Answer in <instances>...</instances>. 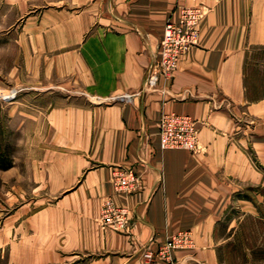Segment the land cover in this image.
<instances>
[{
    "label": "crops",
    "instance_id": "1",
    "mask_svg": "<svg viewBox=\"0 0 264 264\" xmlns=\"http://www.w3.org/2000/svg\"><path fill=\"white\" fill-rule=\"evenodd\" d=\"M47 1L54 19L35 24L37 40L60 80L131 98L36 103L26 165L2 170L0 264H144L145 247L157 254L181 231L193 245L153 264H227L228 247L264 264V0ZM202 3L197 42L165 92L141 93L165 22ZM163 112L199 122L197 151H161ZM122 166L139 175L130 193L114 188ZM109 196L131 211L124 233L100 224Z\"/></svg>",
    "mask_w": 264,
    "mask_h": 264
},
{
    "label": "rangeland",
    "instance_id": "2",
    "mask_svg": "<svg viewBox=\"0 0 264 264\" xmlns=\"http://www.w3.org/2000/svg\"><path fill=\"white\" fill-rule=\"evenodd\" d=\"M47 2L30 0L29 4H24L19 0H0V200L5 196L2 170L26 165V153L32 152L34 147L28 138L33 131L30 122L32 115L39 112L36 103L45 108L64 98L87 100L98 105L115 100H129L121 99V96L103 98L88 95L81 89L76 90L75 78L72 76L60 80L57 62L48 60L47 52L42 55L41 42L37 40L41 31L35 24L40 20L54 19L43 17L46 8L42 6ZM50 8L58 9L57 5H50ZM68 11L71 9L68 8ZM49 64H52L51 68ZM49 86L53 87L45 90ZM42 112L46 113V110ZM24 132L27 135L25 138ZM258 235L256 233L255 238L246 240L243 245L256 244ZM241 251V248H226L225 263L246 262L247 258L241 256ZM258 257L263 256L259 254Z\"/></svg>",
    "mask_w": 264,
    "mask_h": 264
},
{
    "label": "built area",
    "instance_id": "3",
    "mask_svg": "<svg viewBox=\"0 0 264 264\" xmlns=\"http://www.w3.org/2000/svg\"><path fill=\"white\" fill-rule=\"evenodd\" d=\"M209 8L204 4L180 7L179 15L175 20H167L163 29L154 68L148 74L141 93L159 91L162 81H172L179 68L180 61L190 52V48L197 42L201 22ZM121 99H130V95H122ZM158 137L160 149H185L197 151L199 149V122L192 116L163 112L159 119ZM114 188L117 193H130L137 189L139 184L138 172L132 166L118 168L113 177ZM102 215L100 224L103 228L125 232L129 228L131 211L127 207L115 204L111 196L102 200ZM193 236L191 231H181L170 237L165 245L158 249V255L168 260L174 249L191 247ZM144 264H153L157 254L149 247L144 249ZM170 260V259H169ZM170 264H175L171 263Z\"/></svg>",
    "mask_w": 264,
    "mask_h": 264
}]
</instances>
